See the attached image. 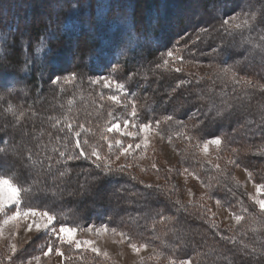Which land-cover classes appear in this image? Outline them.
I'll list each match as a JSON object with an SVG mask.
<instances>
[{
	"label": "trees",
	"instance_id": "16d2710c",
	"mask_svg": "<svg viewBox=\"0 0 264 264\" xmlns=\"http://www.w3.org/2000/svg\"><path fill=\"white\" fill-rule=\"evenodd\" d=\"M196 1L198 2L197 5L205 3L204 0ZM218 1L212 0L211 5H215V9L219 6ZM222 1L223 5L220 8L222 13L217 15L216 19L205 21L204 24L215 22L213 26H218V20H220L222 15L225 13L232 14L233 11L240 12L242 6L239 3L249 4L248 1L250 0ZM46 2L47 0H42L43 5H46ZM99 3L100 0H56L54 2V14L51 16V12L47 14L44 10V17L38 15L40 18L36 17L32 8V11L29 8V14L23 13V15L20 14V10H11L6 6L0 8V38H7V44L0 42V87H5L0 89V94L9 98L8 102L18 112L20 108L28 109L31 106L33 110L45 116H53L61 120L67 116L74 120H80L81 118L78 117L77 112L72 110L74 106L70 105L64 111L63 106L59 108L55 104H62L61 102L65 100L69 102L68 100L76 97L78 93L72 91L73 95L71 96L70 93L66 91L60 92L59 89V93H62L60 95L56 85H53L50 81L45 83V79L41 78L40 75L46 71L47 75L48 73L51 75L56 73L60 76L75 73L76 78L82 80L81 78L86 72L84 80L89 77L110 76L117 83L124 84V91L131 93L127 99L130 101L135 99L141 112L142 120L145 117L148 119L160 117L161 119L175 113L179 119L189 121L187 113L193 110L191 103L193 97L188 93L206 89L211 82L206 79L200 85H197L196 89L191 87L188 89L176 88L178 81L186 77L177 72L176 74L171 71L166 72L163 65L159 69L155 67L157 62L162 64L161 53L165 52L173 44L176 45V40L179 38L177 35L173 36L171 31L172 26H174L172 20H176L172 13L175 14L176 11L170 12L172 8L169 6L168 0H161V5L159 0H112L111 8L103 16L98 11ZM254 5L249 4L248 6L255 7L254 10L261 8L264 6V0H258L257 4ZM14 6L13 8H15ZM158 9H162L165 14L162 17L163 21L155 24V17L159 15ZM245 9L248 10L249 8ZM31 15L35 17L31 18ZM66 24H68L67 27H65ZM158 26L159 30L157 29ZM199 26H192L193 29L190 33L192 34V32L194 33L200 28H210L209 26ZM260 29H264V21L258 23L257 32ZM89 31L92 33H89ZM169 31H171L170 35L168 34ZM257 32H254L253 35L255 36ZM49 33H53L54 38L49 39ZM41 41L47 45V48L38 52L36 49L40 47ZM29 42L32 45L30 48L27 47ZM236 42L238 45L239 37L236 38ZM143 44L145 45L143 46ZM217 46L221 49L220 54L210 55L211 57L207 59L215 60L214 62L219 64L220 68L224 66L222 61H227L228 65L241 61L242 75L247 74L253 80L259 79L261 83H264V64L261 63L259 56L250 57L245 61L244 56L247 53L239 46L234 47L231 38L222 40L217 35V38L209 41L208 44L190 46L192 52L183 51L180 57H183V60L195 58L194 61H198L204 56L201 53H206L210 48ZM48 48L51 49L50 52L47 50ZM61 55L63 58L67 56L66 58H70L73 62L72 66H68L72 68L69 69L67 67L68 70L64 72L66 73L64 75L51 70L56 65L54 64L57 61L55 58L59 56L61 59ZM32 59L35 61L34 67L26 69L25 61ZM50 62L53 65L48 68ZM224 79L227 80L228 77ZM27 87L31 93L28 100L20 98L24 93L23 90ZM222 87L224 85L220 82L216 84L217 91ZM232 87L233 85L228 82L227 91L229 93H231ZM173 89L176 90L173 92ZM238 91L241 95V99L238 102L239 105L249 104L248 98L244 95V91L239 89V86ZM246 91L252 93L254 90L247 89ZM48 92L50 97H48V94L46 97ZM89 94L95 95L97 103L101 100L100 94H97L95 89L91 88L84 95L90 99ZM78 98L79 96L75 99ZM75 99L73 102H76ZM41 103L42 105L45 103L46 106L42 107ZM55 105L56 109L54 110L53 106ZM261 105H264V95L256 93L252 96L251 107L241 115L239 125L225 122L219 131V136L224 141L225 149L229 152L232 149H238V154L234 152L232 154L249 171H254L253 175L258 180L261 176H264V156L257 154L264 147V140L259 135L253 137L248 132V128L255 127V124L247 127L241 125H245L247 121L260 123L262 117H264ZM171 124L167 125V128H170ZM45 128L46 131L52 133L53 137L63 135V133H58L56 129H52L47 125ZM45 139H47V136H45ZM246 153L247 155H245ZM194 163L197 169L207 166L202 161H194ZM84 164L88 167L85 168L78 165L75 168L73 177L75 178L76 172H80L81 175L78 177V182L83 183L85 177L90 176L92 177L91 185H85L86 190L83 194H80L79 183L74 179V182L68 185L67 189L73 190L76 198L80 196L82 199L89 196L87 202H93V199L97 197L104 199L103 201L106 203L105 214H99L100 218L105 220L104 222L109 221L108 224L113 227L122 225L132 234L137 233L138 236L142 237L149 235L154 239L158 236L159 230L165 228L162 224L160 225L162 220L157 216V211H161L165 217H168L167 219H173L166 230L174 235V240L170 244H164L166 246L162 245L165 256L171 254L176 259H191L194 264H211V260L206 253L209 252V246H212L215 247L217 252L229 255L231 264H242L243 253L237 252V249L248 245L247 251H251L255 247L257 255L264 251V248L260 246L264 243V223H253L251 218H248V223L243 228L239 225L231 228L219 224L218 221L212 219L208 212L205 214V219H207L208 223H205V219L200 218L203 209L189 205H183L187 208V211L177 213L173 217L171 213L164 211V206L170 203V197L166 193L161 194L159 190L139 185L125 176L116 174L104 176L91 164ZM206 174L211 179L213 178L214 190L212 195L215 198L217 195L221 197L228 195L221 188L223 183L226 182L232 187L237 184L231 178L230 172L225 173L224 171L221 172L209 168L208 171L206 170ZM15 178L20 179L24 184H28L25 181V172L22 169L17 172ZM108 180H111V183H116L115 187H113V189L116 188L115 190L112 188L109 191L105 190L104 185ZM118 198L120 200L116 201L115 199L118 200ZM31 199H34V197ZM242 199H244L245 206L250 205L247 197H242ZM114 201L116 202L114 203ZM119 206L121 210L118 211ZM70 207L74 209L73 212ZM56 209L62 215L70 214L68 217L78 221V223L85 217L89 219L93 217L87 212L82 213L74 205L72 206L68 198H66L65 204H57ZM255 211L258 212V208ZM119 212H121V221L116 222L114 219H117ZM76 216L79 218H76ZM96 219L98 218L96 217ZM213 223L218 226L220 233L234 236L236 244L225 245L220 240L219 235H214L217 229H210L209 227V224ZM237 228H241V230L236 231ZM245 231L248 232L247 236L244 235ZM204 240L207 241V244L203 242ZM233 253L236 254L233 255ZM216 264H227V262L217 261Z\"/></svg>",
	"mask_w": 264,
	"mask_h": 264
},
{
	"label": "snow or ice",
	"instance_id": "6c2138e0",
	"mask_svg": "<svg viewBox=\"0 0 264 264\" xmlns=\"http://www.w3.org/2000/svg\"><path fill=\"white\" fill-rule=\"evenodd\" d=\"M112 0H100L98 4V11L101 16L111 8ZM248 11L241 7L240 12L233 11L232 14L225 13L220 17L219 26H213L212 28H200L198 31L190 34L184 39L183 49L188 52H192L190 46H199L208 44L209 41H213L217 38V35L223 40L224 38H231L233 46H239L244 49L247 55L244 56V60L247 61L250 57L259 56L260 61L264 64V29H260L257 32L258 23L264 21V6L255 10L251 9V6H247ZM70 23V22H69ZM68 24L65 25L67 27ZM257 32L254 36L253 33ZM239 37L237 45L236 38ZM54 38L53 33H49V39ZM0 42L7 44V38H0ZM179 44V42H177ZM29 42L27 47H31ZM211 47V45L209 44ZM47 48V45L41 41V45L36 51H42ZM49 52L50 48L47 49ZM179 48L172 50H166L161 53L162 64L157 62L155 67L159 69L162 65L168 66L170 62L175 63L177 60L176 52ZM221 49L219 46L212 47L211 53H201L203 55H219ZM180 60L183 57H179ZM241 61H236L232 65H228L227 61H222L223 67L214 71L207 76V80L211 82L210 86L206 89H199L196 91H190L188 94L193 97L191 103L193 110L188 115V120L192 122V129L190 132H184L177 130V136H184L185 139L192 143L196 141L195 146L201 147L204 153H208L209 146L215 145L220 148L222 141L219 136L220 129L224 126L225 122H232L239 125L241 115L251 107L252 96L256 93L264 95V83H261L259 79L253 80L251 76L241 74L240 64ZM35 61L26 60L25 68L34 67ZM181 68L174 69L175 72H181ZM229 74H231L229 76ZM228 77L227 80L224 78ZM76 79V74L71 73L67 76H60L53 73L49 76V81L53 85H56L63 80L64 83H70ZM204 77L189 76L187 80H179L176 84V88L196 89L197 85H200L204 80ZM220 82L224 85L219 91L216 89V84ZM230 82L233 87L231 93L227 91V84ZM115 83L117 93H122L126 99L130 92H126L125 85L122 83H116L111 80L110 76H100L97 79H89V86L101 85L104 89L112 88ZM239 89L244 91V95L248 98L249 104L239 105L241 99ZM254 90L252 93H248L246 90ZM176 89H173L174 92ZM103 93H101V99H103ZM121 95L112 94L107 97L108 100L117 104L121 102ZM0 102L7 103V107L0 103V234L3 232V228L6 225L14 224L17 227L23 224L25 233L35 232L36 238H39L41 234L46 238L43 243L37 247L42 252L43 256L47 257L53 251L56 255L63 257L64 260L71 262L72 260H83L82 253L91 252L97 257H108L107 252H101V250L94 246L93 240H81L77 238V232L95 230L97 233L101 231H108V225L102 227H95L94 225L85 228L78 229L77 227H70L68 224L58 218L54 214L53 210L49 207H42L39 210L36 206L25 203L21 194L27 193L31 197L41 199L47 197L49 193L55 198H63L65 191L68 195H74V191L67 189V186L74 182V179L78 182L80 172H76L75 178L73 173L75 168L78 167L79 162H89L92 167L98 169L104 176H111L114 174L123 173L125 166H119L113 168L112 163V150L115 147L117 153L115 159L119 160L120 156L130 154V150L140 149L141 144L147 146L148 133L153 128L157 129L160 133L168 136L171 141V135H168L167 127H162L175 123L178 129H186L187 124L184 120L179 119L175 113L167 115L162 119H148L145 117L141 119V114L137 110L135 99H132L125 107H130L128 113L129 118L124 119L123 129L121 128V122H119L111 112L108 113L109 117H113L110 126L107 127L108 133L116 132L122 136L137 137L143 134L141 143H128L127 146L121 139L109 140V137L105 134H101L100 140L106 141L107 154L102 155L103 148L98 142L97 144H91L89 139L82 138V133L89 132L90 129L86 128L84 124L79 122L73 123V118L65 117L63 120L53 116H45L40 112H37L29 106L28 109L21 108L17 114V111L13 109L10 102L5 101L4 96H0ZM71 103V101H69ZM103 107V105H101ZM262 111H264V105H261ZM11 114V119H9ZM255 124V127L248 128V132L254 137L259 135L264 140V117H262L260 123L254 121H247L243 127ZM49 126L52 129H56L58 133L63 135H56L53 137L51 132L46 131L45 126ZM134 128L135 131H127L128 128ZM47 136V139H45ZM234 153L238 154V149H232ZM264 156V147L257 153ZM222 157L217 155V160ZM228 165L239 167V163L236 159L227 161ZM217 171L223 172L220 164L214 165ZM26 170L27 176L25 181L28 182V186L19 183L15 177L19 170ZM185 172L188 169L185 168ZM245 171L247 169L245 168ZM87 179V177H85ZM199 179V177H196ZM247 178L252 181L254 194L249 193L246 190L241 191V185L238 183L235 187H232L228 183L221 185L222 190L228 195L221 197L216 196V203L223 207H226L230 213L231 218L234 219L236 225L243 226L248 223V218H251L253 223H264V176H261L259 180L253 175L252 172L247 173ZM134 179V177H133ZM227 179V177H226ZM146 187H152L147 185ZM79 188L83 194L86 190L85 184L79 183ZM247 197L250 201L249 206H245L244 199ZM223 201V203H222ZM258 208V212L255 209ZM250 209H252L250 211ZM164 211L175 214L187 211L179 200L171 201L164 206ZM209 211L203 209L200 218L205 219V214ZM157 216L161 220L167 219L161 211H157ZM175 222V221H174ZM205 223H208L205 219ZM210 229H217L214 235H219L220 240L225 245H235L236 241L234 236H227L218 231V226L209 224ZM241 228H237L236 231H240ZM113 234L117 233L116 228H111ZM255 231V230H253ZM119 235L127 239L128 246L135 253H139L142 249L148 247L147 243H135L132 236L121 231ZM244 235L247 236L248 232L245 231ZM158 238V237H157ZM29 241H33V237L27 238ZM34 242V241H33ZM207 244V241H203ZM64 246H67L70 251L76 253L74 256H65ZM261 248H264L262 243ZM45 247L47 250L45 251ZM248 245H244L243 248L237 249V252L243 253L242 264H264V251L256 254V248L253 247L251 251H247ZM11 251L13 254L17 252L15 244L11 245ZM231 251V250H229ZM236 253H233L235 255ZM160 257L162 264H191L188 259H176L173 256H164L161 253L155 254ZM206 255L210 258L211 264H216L217 261H224L227 264H231V257L225 253L217 252L215 247L209 246V252ZM23 254L18 256L16 260L19 264H32V260L39 261L40 256H33L30 260L25 261ZM9 264H16V261L9 257ZM143 264V262H142Z\"/></svg>",
	"mask_w": 264,
	"mask_h": 264
},
{
	"label": "rangeland",
	"instance_id": "374dc122",
	"mask_svg": "<svg viewBox=\"0 0 264 264\" xmlns=\"http://www.w3.org/2000/svg\"><path fill=\"white\" fill-rule=\"evenodd\" d=\"M204 1H205L204 4L197 5L198 2L196 0H183V2L182 0H175V1L168 0V4L172 8L170 12H173V10L176 11L175 14L172 13V15L176 17V20L174 21L172 20V24L174 26H172L173 27L172 30L171 29L169 30L173 32V36L177 35L179 36V38L176 40V45L173 44L167 50H172L174 46L175 48H179V50L176 52V57H177L176 62L175 63L170 62L168 66H163L166 72L171 71L172 73L176 74L174 69L179 67L182 70L178 74H183V76L186 77L185 79H188L189 76L191 75L193 77H204L205 78L204 80H206L209 74H212L214 71H217L220 68L219 64L214 62L215 60L207 59L210 58L212 55L211 56L204 55L198 61L197 60L194 61L195 58L190 60L179 59L180 54H182V52L185 51L183 49L184 39L182 38L188 37L191 34L190 32L193 29L192 26L200 25L199 27L209 26L210 28H212L215 22H211L209 24H204V22L211 21L214 18L216 19V16L222 13L220 9L221 6L223 5L222 0L218 1L219 6H217L216 9L214 7L215 5H211L212 0H204ZM54 2H56V0H47L46 2L47 4L45 3L46 5H43L42 0L40 1L0 0V8L2 7L4 8L6 6L11 10H20L21 11L20 14L22 15L23 13L29 14V10L32 8L36 17L39 16L44 17V12H43L44 10L46 11L47 14L51 12V16L54 14L53 13L55 7ZM248 2L249 4L254 5L257 4L258 0H250ZM159 4L161 5V0H159ZM249 4H245V3L243 4V2L239 3L240 6L244 7V10H247L245 8H247L246 5L248 6ZM13 5H15L14 6L15 8H13ZM178 5L180 6L177 7ZM255 7L252 6L251 9L254 10ZM32 9L30 11H32ZM158 12L160 16L157 15V17H155L156 18L154 21L155 24L163 21L162 17H164L165 14L162 9H158ZM16 13L18 12L16 11ZM33 17L35 16L31 15V18ZM157 29L159 30V26ZM171 31L168 32L169 35ZM89 33L92 32L89 31ZM177 42H179V44ZM144 45L145 44H143V46ZM211 52L212 49L210 48V50L206 53H211ZM66 57L67 56H64L63 58L62 56V58L60 59V57L58 56V58H55V60L57 61L54 64L56 65L54 69L52 68L51 70L56 71L57 73L63 75L66 74L64 72L67 71L68 68L69 69L72 68L68 66L73 65L72 60ZM64 59H68V60H64ZM52 65L53 64L50 62L48 64V68H51ZM85 73L81 78L82 80H80V78H76L70 83H64L63 80H61L60 83L56 84V87L58 88V93L60 89V92L66 91L70 93L72 96L73 95L72 91H75L78 93L76 97L79 96V98L78 99H75L76 97L70 98V100L68 101H71V103L67 102L66 100L64 102H61L62 104L55 103L56 105H58L59 108L63 106L64 111L67 110V107H69L70 105L74 106L72 107L73 108L72 110L76 111L78 117L81 119L80 120L73 119V123L79 122L81 124H84L86 128L90 129L89 132L82 133V138L89 139L91 144H97L99 142L103 148V151L101 153L102 155L107 154V147H106L107 142L100 140L101 134L107 135L109 137V140L114 141L115 139H121L125 144V146H127L128 143H132L133 145H135L136 143H141L143 139V134H140L139 136L133 138L128 136H122L120 133H116V132L108 133L106 131L107 127L110 126L113 117H115L119 122H121V128L123 129L122 121L124 119L129 118L128 113L130 112V107H125V105L129 104L130 100L127 98L125 99L122 93H117V90L115 88V83L110 89H104L102 84L89 86V79H97L100 76L89 77L86 80H84L86 78ZM50 75L51 74L49 73L47 75V71H46V72H42L40 77L44 78L46 83L49 81ZM111 80L116 82L115 80H113V78H111ZM4 88H5L4 86L3 88L0 87V89H4ZM91 88L95 89L97 94L98 93L100 94V98H101V93H103L104 98L101 99L98 103L95 95L89 94L88 96L90 99H88V97L84 95L86 91H89ZM23 92L24 93L20 98H24L28 100L30 98L29 95H31L28 87L25 90H23ZM47 94L48 97H50L49 92L46 93V97ZM112 94L121 95L122 98L119 104L107 99V97ZM0 96H4V95L0 94ZM4 97H5V101H9L8 100L9 98H7L6 96ZM74 99L77 103L73 102ZM56 105L53 106L54 110L56 109ZM101 105H103V107H101ZM3 106L7 107V103H3ZM41 106L44 107L46 105L45 103L43 105L41 103ZM13 109L15 110L14 107ZM113 109L115 110L112 111ZM137 110L141 114L138 106H137ZM109 112L113 114V117H109L108 115ZM17 114H18V110H17ZM9 119H11V114H9ZM156 119H160V117H156ZM185 122L187 124L186 129H178V126L175 123H172L170 125V128H167L168 135H171L172 137L171 141H169L167 135H164L163 133H160L157 129L153 128L148 133L147 146L141 144L140 149H135V148L131 149L130 154L120 156L119 160L115 159L117 149L114 147L112 150L111 166L113 168L119 166H125L124 172L116 175L125 176L129 178L131 181L137 182V184L142 186L151 185L152 187H149L150 189L159 190L161 194L166 193V195L170 197V202L179 200L181 202V205H189V206L197 207L199 209L201 208L208 209L209 211L207 212L211 215L212 219L218 221L219 224H222L223 226L235 228L238 225H236L234 219L231 218L230 211L226 207H223L216 203V198L214 195H212V192L214 190L213 178L211 179L206 174V170L208 171L209 168L215 169L214 165L216 163H219L221 169H223L225 173L230 172L232 176L231 178L236 183L242 186L241 187L242 191L246 190L247 192L254 194L255 189L253 188L252 181L247 178V173L249 172V169H247L243 165V163L237 160V158L232 154L233 153L232 150H230L229 152L227 149H225L223 143L224 141L222 140V138H220L222 141L220 148L218 149L215 145H210L208 153L206 154L203 152L202 146L201 147L195 146L196 144L195 140H193L192 143H189L184 136H177L175 134L177 130L184 132L191 131L192 129L191 122L187 120ZM162 127H167V125ZM127 131H135V129L130 127L127 129ZM217 155H220L222 158L220 160H217ZM245 155H247V153ZM232 159H236L240 166L236 167L233 165H228L227 161ZM194 161H202L204 164H207V166L199 167L197 169L194 165L195 164ZM84 163L90 164L89 162L85 161V162H79L78 165L80 167H85V168L88 167ZM185 168L188 169V172L184 171ZM245 168L247 169V171H245ZM23 171L25 172V177H26L27 171L26 170ZM250 172H252L253 174L255 173L252 170H250ZM197 176L199 177V179L196 178ZM18 178L15 179L19 183H22V181H20V179ZM91 182H92V177L90 176H88L87 179L85 178L83 180V184L86 183L85 185L87 186L91 185ZM25 185L28 184H24V186ZM114 185H116V183H111V180H108L106 181L104 188L105 190L109 191L111 188L113 189V187H115ZM115 189L116 188H114L113 190ZM64 195L63 198L60 197L54 198L51 195V193H49L47 197L41 199H37V198L31 199L32 197L29 194L27 193L21 194L25 203L36 206L39 210H42L41 206L51 208L54 214L57 215L59 219L66 222L70 227H77L78 229L80 228L86 229L88 226L91 225H94L95 227H102L103 225H108V231H101L100 233H97L95 230H93L92 232H88L86 230L84 231L78 230L77 232L78 239L93 240L95 242L94 246L98 247L101 250V252H107L108 257L107 258L103 256L97 257L95 254L91 252H87V253H82V255L84 256L83 260L74 259L71 262H69L64 260L63 257L56 255L54 251L50 253L49 256L45 257L37 247L39 244L43 243L44 240L46 239L43 236V234H41L39 238H36L34 231L32 233H27V234L25 233L22 223L19 227L10 223L9 225L4 226L3 232L2 234H0V264H9V257H11L12 260L16 261V264H19V261L16 260V258L18 256H21V254H23L22 258L25 261L30 260L33 256L39 255L40 260L38 262L32 260V264H142V262L143 264H162L160 257H157L155 254L161 253L162 255H164L163 246H166L164 244H170L174 240V235L168 230H166V228H168L169 225H171L170 223L173 221V219L169 218L162 220L160 225L162 224V226H164L165 228L163 229L161 228V230H159L157 236L158 238L156 237L152 239L151 236L149 235H146V237H142V236H138L137 233L132 234V232L131 233L128 232V230L124 228L122 225L119 226L118 223H117L118 226L114 227L117 229V233L113 234L111 231V228H113V226L108 224L109 221L104 222L105 220H102L99 216V214L100 215L105 214L104 208L106 203L103 201L104 199L102 198L100 199V197L99 198L97 197L93 199V202L92 201L87 202L89 196H86L85 198L82 199L80 198V196L76 198L75 194L68 195L67 191ZM66 198L69 199V202H71L72 206L74 205L76 209H79L82 213L87 212L90 215H93V217L91 219L85 217L82 221L78 223V221H74L72 218L68 217L70 216V214L62 215L59 212H57L56 205L65 204ZM115 200L119 201L120 199L118 198V200L117 199ZM116 201H114V203ZM70 208L71 211L73 212L74 209L72 207ZM119 210H121L120 206L118 211ZM113 216L114 215H112V217ZM96 217L98 219H96ZM76 218L79 217L76 216ZM117 219L114 220L116 222L121 221V212L118 213ZM121 231L132 236L133 242L138 244L147 243L148 247L146 249H142L139 253L133 252V250L128 246L127 239H124L119 235V232ZM28 237H33L34 242L29 241L27 239ZM12 244H15L17 248V252L15 254H13L11 251ZM44 250L46 251L47 248L45 247ZM64 251H65V256L76 255V253L70 251L67 246H64ZM188 260L191 261V259ZM97 261L100 263H98ZM164 264H166V262H164ZM191 264L194 263L191 261Z\"/></svg>",
	"mask_w": 264,
	"mask_h": 264
}]
</instances>
